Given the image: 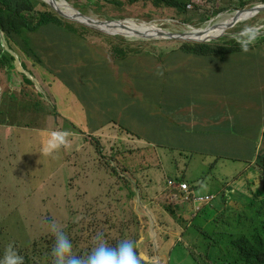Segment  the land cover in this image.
<instances>
[{"label":"rangeland","instance_id":"374dc122","mask_svg":"<svg viewBox=\"0 0 264 264\" xmlns=\"http://www.w3.org/2000/svg\"><path fill=\"white\" fill-rule=\"evenodd\" d=\"M63 1L76 12L94 19L145 20L174 35L192 31L187 28L199 29L219 22L222 16H227L226 12L239 9L250 12L252 8L250 0H185L187 4L183 14L174 8L156 7L144 1L134 4L104 1L101 5L91 0ZM32 2L38 11L47 10L60 15L74 23V28L63 22L57 40H51L48 31L30 32L38 43L41 36L40 45L35 47L38 55L27 51L22 42L9 40L6 32L0 31V51L13 56L11 60L4 59L0 66V94L6 86L9 90L7 94H17L13 97L16 107L30 98L41 105L30 117L25 111H20L17 120H28L36 127L44 125L46 130L68 131L72 147L67 151L74 154L73 139L76 134L59 112L57 117H53L55 111H52V107L44 106L41 97L56 103L58 110L66 111L68 121L86 130L93 127L92 122L78 105L72 104L70 99L66 100L70 88L79 87L89 106H103L104 102H112L116 98L114 103L122 104L125 109L116 110L119 105L114 106L115 117L108 124L123 128L133 138L145 136L153 139V128L157 125L164 139L153 140L159 145L169 144L165 138L169 137L170 127L174 126L184 146L179 150L170 146L157 149L164 152V148H169L171 156L180 153L181 158H171L170 155L156 158V153H153L136 159L135 164L138 166L155 159L174 169L188 166V194H170L165 189L166 185L159 186V177L150 173L123 178L113 173L112 190L105 196L97 193L60 195L54 187L47 185L52 175L59 172L63 158L58 157L59 151L52 156L43 155L37 147L41 138L39 130L32 129L28 140L35 144V150L20 147V151H23L20 154L10 137V130L0 123V258H3L9 244L16 252L23 249L31 251L35 246L50 249L55 240L50 225L55 223L67 234L73 250L82 256L88 255L95 246L97 233H102L108 245L115 247L122 240L121 235L116 234L112 239L109 233L123 230V238L139 233L137 243L143 248L156 246L160 251V264H195L190 256L200 255L209 264H229L215 247L206 250L203 246L213 242L224 244L223 240L236 237V221L248 219L251 201L258 199L257 202L261 204L264 200L262 195L255 194L259 188L256 172L260 180L264 177V129H261L264 114L255 111L261 99L252 74L249 77L243 74L244 70L254 66L261 78L264 72V33L250 46L248 53L241 52L234 39V35L246 24H264V12L238 19L216 39L193 42L110 34L60 14L45 0ZM77 40L84 41L88 47L94 59L95 67L92 69L96 73L108 68L113 71V78L106 81H116L123 91V97L113 90H106L89 74L87 63L69 59L76 52L80 56L81 49H74ZM56 44L61 46L57 47ZM67 44L73 49H68ZM199 44L207 48L202 51L203 57L193 53ZM220 47L226 48L227 54L220 53L217 50ZM118 50H122V53ZM121 55L128 57L120 61L118 56ZM210 57L220 60L226 57L222 63L224 67L231 60H236L231 72L237 76L232 83L225 82L219 89V60ZM6 64H9V71ZM158 68L163 75L156 74ZM60 72L70 81L60 79ZM261 91L264 93V82ZM96 96L99 100L93 99ZM250 113L252 117L249 119L247 115ZM140 125L146 127L144 132L138 129ZM218 132L234 135L235 140H241L248 146L224 145V142L238 141H223L218 137ZM199 134L204 135L202 140L198 139ZM78 156L83 158L81 152H78ZM21 157H38L44 165L35 171V175H29L23 171ZM256 158H259L258 162ZM197 159H203V162H196ZM159 165L157 167L162 170L163 167ZM53 179L59 181L60 177ZM162 181L165 182V178ZM201 181L207 185L206 190L200 188ZM148 182L153 184L151 191L146 190ZM131 184L145 188L146 198L141 201L143 209L139 208L137 194L130 196L132 207L127 204L128 194L121 193ZM190 194L209 195L212 198L209 204L195 210L190 204ZM88 200H92V203ZM59 202H62L61 208ZM1 211H6L8 222ZM111 212L116 217H108ZM87 228H90V236L83 234L82 230ZM108 229H111L109 233ZM149 259L148 264H157L155 258L154 261ZM28 264L38 263L32 258Z\"/></svg>","mask_w":264,"mask_h":264},{"label":"trees","instance_id":"16d2710c","mask_svg":"<svg viewBox=\"0 0 264 264\" xmlns=\"http://www.w3.org/2000/svg\"><path fill=\"white\" fill-rule=\"evenodd\" d=\"M100 0H91L94 4L104 3V1H116L118 3L128 2V4H134L140 1L144 2H151L156 7H169L174 8L178 10L179 12H183L185 14V6L186 1L185 0H103L99 2ZM99 2V3H98ZM27 4V5H26ZM242 5V4H241ZM218 8H221L219 6ZM208 13V12H207ZM64 23L70 24L71 27L74 28V23L65 20L60 15L56 16L51 11H38L34 5V2L32 0H0V31L6 32L7 38L9 40H17L22 42L24 45L23 47L29 51L33 52L35 55H38L35 51V47L40 45V38L38 37L39 43L35 40L32 34L30 32L41 30V31H48L50 32V38L51 40H57V34L59 33V29L61 25ZM37 33V32H36ZM1 40V35H0ZM68 41L69 39L66 38ZM81 44H83V47H81ZM57 47H60L61 44H56ZM67 48L72 50L73 47L69 44H67ZM74 49L78 51V49H81L80 56H78L77 52L76 55H70L69 59L74 61L75 59L81 60L88 65L87 72L89 74H92L99 83L103 85V87L107 90H112V82H107V78H113V71H111L109 68L106 71H103L100 73L99 71L96 73L94 69V59L92 54L90 53L88 47L82 40H77L74 42ZM204 49H207L204 44H199L196 50H193V53L197 55L198 57L205 56L202 52ZM217 50L222 53L228 51L224 47H220ZM122 53V50H118ZM1 52V51H0ZM227 54V52L225 53ZM12 55L10 53L3 54L2 57H0V66L4 63V59H12ZM128 55H121L118 56V59L121 61L125 58H127ZM226 57H222V60L216 58L219 60V66H218V72L222 73L220 74L219 81H218V87L219 89L222 88V84L225 82L232 83L233 80L229 78L228 75H231L236 78L237 74H232L231 71H234L236 65V60L234 63H232L233 60L229 62V64L224 67L223 61ZM10 64V63H9ZM9 64H6L8 66ZM102 67V66H101ZM103 69V67H102ZM225 71V72H224ZM244 76L249 77L251 74H253V71L248 68L243 71ZM261 79L264 82V72L261 73ZM2 81V80H0ZM9 91V90H7ZM15 92V91H14ZM91 92V91H89ZM88 92V93H89ZM163 92V91H162ZM221 92V91H220ZM75 96L76 98L83 95V93L80 92L79 87L72 86L70 90L67 92L66 100L70 99V96ZM17 94H7L6 90L2 95V104L0 106V122L2 124H7L10 122L16 123L18 126H31L32 123H30L28 120L26 121H18V114L20 111H25L28 117H30L41 105L39 103H36L33 99L30 98V100L26 103L21 104L19 107H16L13 103V97ZM42 98V103L47 108L52 107V111L54 112L53 117H57V112H59L62 116L63 121L65 123H68V117L66 114V111L58 110V105L56 103H53L49 100H46L44 97ZM261 101L264 103V93H261L260 95ZM51 110V109H49ZM9 118V120H8ZM264 135V133H263ZM241 147L248 146L247 143L241 141ZM78 150L75 151V153L78 156ZM62 153V152H61ZM74 153V154H75ZM59 156V155H58ZM259 158H256V162H258ZM21 163L23 165V171L29 175H35V171H37L38 168L42 167L44 165V162L41 161L38 157H21ZM256 179L258 181L259 188L256 190L255 194L256 196L262 195L264 198V177L262 180H260V177L258 173L256 172ZM112 188L108 189L105 194H98L101 196H105L110 192ZM176 191V189H172L171 192ZM258 199H253L251 203L249 204V208L251 211H249L248 219L244 220H237L236 221V229L237 235L234 238H227L223 240L224 244H221L219 242H213V243H207L204 247V249L208 250L212 247H215L217 251L227 258L229 264H264V200L259 204L257 202ZM89 203H92V200H88ZM56 203V201H55ZM54 203V204H55ZM62 202H59V206L61 208ZM52 204V205H54ZM64 205H66V202H64ZM108 217L114 218L116 217V214L114 212H111L108 214ZM123 225V223H122ZM246 230V231H245ZM83 234L90 236V228L83 229ZM111 229H108L107 233H109ZM121 235V239H129L131 241L135 242V245L137 241L140 238V234L138 233L135 236H128L124 237L125 231L123 230H112L109 235H111L110 238H114L115 235ZM192 261H194L195 264H209L206 259L200 255V256H190ZM162 260H165L164 258H161ZM213 264V263H212Z\"/></svg>","mask_w":264,"mask_h":264},{"label":"clouds","instance_id":"9594fccd","mask_svg":"<svg viewBox=\"0 0 264 264\" xmlns=\"http://www.w3.org/2000/svg\"><path fill=\"white\" fill-rule=\"evenodd\" d=\"M62 1L63 0L61 1L48 0L46 2L49 3L53 9L58 11L60 9L58 2H62ZM250 2H252L251 4L252 8L255 7L259 8L264 6V0H250ZM239 10H244V9H239ZM234 11L237 10H233L232 12ZM232 12L229 11L226 12V14L229 15ZM250 12H253L254 13L253 16H254L259 12H264V10L261 11L251 10ZM76 13L77 12L75 11V13H71V14H76ZM204 28H206V26ZM262 33H264V24H256V25L246 24L238 33L234 35V39L239 45L241 52L248 53L250 51V46L255 44L258 37ZM0 35L2 37L1 32ZM2 55H3L2 52H0V57H2ZM209 59L217 60L215 57H210ZM7 71H9V67H7ZM156 74L163 75V72L158 68ZM58 76L60 79L64 81L67 82L70 81L68 78H66V76L63 75L62 72H60ZM112 88H113L112 90L118 93L120 97H123V91L121 90V87L116 83V81L112 83ZM7 89L8 87L5 86L3 92L0 94V106L2 104L1 95H3V93L5 92V90L7 91ZM93 99L99 100L98 97H93ZM115 99L112 102H104L103 106H89L83 96L77 98L79 107L84 112L85 117L87 116L91 120L93 125L91 129L86 130L79 127V125H74L71 120H69L67 123L70 129H72L73 133L76 134V138H81V137L83 138L82 147H83V142H85L84 149L82 148L79 149V152H81L83 157L82 159L84 162H93L96 165H104L109 161V158H111V155L106 150H104L98 142V136L95 130L96 126L92 120V115L102 108L110 107L111 112L109 113V118L110 121L113 120V117H115L113 115L114 106L119 105V107H117L116 110L125 109L122 104H115L114 103ZM83 122L85 121L83 120ZM35 127L36 126L33 124V129L39 130L38 132L41 138H42V134H46L47 132H50L48 133L47 138L43 142L41 147V152L43 155L52 156L54 153L58 152L62 148L65 150L71 149L72 145L69 140L70 133L68 131L46 130L44 129V125L41 127H36V128ZM117 127L123 130V128L119 126ZM129 136L137 141L149 142L151 140L149 138H146L145 136H143V138L141 139L133 138L130 134ZM166 139L167 138H165V140ZM262 140H264V135ZM165 145H166L165 147L168 146L172 147L170 141L169 144H165ZM151 147H152L151 145H146V148L148 149ZM164 154L166 156L168 155L171 156L170 149L164 148ZM171 158H173V156H171ZM137 159H141V158H137ZM157 164H160L159 167H163V169L160 170V168L157 167ZM173 170L174 168L165 166L163 165L162 162L153 159L145 163H140L138 164V166L136 165V172L134 174L139 175L141 173H144V171H149L153 174H157L159 175L158 177L160 180L159 186L166 185L165 189L169 190L170 194H174L175 192H178L177 186L180 183H186L187 185L188 183L185 180L181 179V174L179 175L171 174ZM120 172L121 169L118 168L116 164H113L110 173L112 175L113 173H117L119 177L123 178L120 175ZM163 178H165V182L162 181ZM74 180L75 178L74 176H72L71 179L68 178L60 179L58 183L59 184L67 183V182L72 183L75 182ZM199 184L202 190H206L207 185L205 184V182L201 181L199 182ZM172 189H176V191L171 192ZM197 196H209V195H197ZM209 202L207 204H209ZM190 204L193 203L190 201ZM192 207L194 208V205ZM1 214L3 215L6 222H8L7 219L9 218L6 215L7 214L6 211L5 212L1 211ZM25 217L24 218L20 217V218L25 219ZM50 231L55 238L54 243L50 249L47 248V250H45L39 246H35L31 251L29 249H23L20 252H16L13 245L9 244L5 249L3 258H0V264H28L29 262H31L32 258L36 260L38 264H148L150 262L149 258H151L152 260L155 258L158 261H154V260L153 261L156 262L157 264H160L159 262L160 251L156 246L153 247L152 249H148L147 247L143 248L138 243H136L135 245L134 241H131L129 239H123L119 241L115 247H112L109 246L108 243L105 241L104 239L105 236L102 233H97L95 237L96 240L95 246L92 248V250L88 255L82 256L78 251L73 250V245L69 240L67 234L61 228H59L55 223L50 225Z\"/></svg>","mask_w":264,"mask_h":264},{"label":"crops","instance_id":"0c3cea01","mask_svg":"<svg viewBox=\"0 0 264 264\" xmlns=\"http://www.w3.org/2000/svg\"><path fill=\"white\" fill-rule=\"evenodd\" d=\"M235 60L232 61L234 63ZM204 66V64H203ZM202 66V67H203ZM219 66V61H218ZM217 66V67H218ZM201 67V68H202ZM251 69V68H250ZM253 71V78L255 80V88L258 91L259 96L262 91L263 81L257 73V70L254 68L251 69ZM222 73H219V75ZM232 80L234 77L228 75ZM73 96V95H72ZM70 96L71 103L74 105H78V100L75 96ZM97 97V96H96ZM74 99V100H73ZM172 105V104H171ZM256 112H260L264 114V103L261 101L260 104L255 109ZM111 112L110 107H105L92 115V120L96 126L95 130L98 136V142L102 146L104 150H106L110 155L109 161L104 165H96L93 162H84L82 158H79L77 154H71L67 150L63 149L62 153L59 150V156L63 157L62 162L59 167V172L53 174L47 185L54 187L55 190L59 191L63 195H71V194H105L108 189L111 187V183L113 180V175L110 173L112 164H116L118 168L121 169L120 175L122 177L132 175L136 172V164L135 161L137 158H143L146 155H150L156 153V158H167L162 150H158V147H165V144L159 145L156 143V139L163 140V135L159 126H155L153 128V139L149 142L146 141H137L132 139L129 134H126L122 129H119L117 126L111 127L108 122L110 121L109 113ZM247 117L249 119L252 117V113L248 114ZM9 120V118H8ZM1 123V122H0ZM10 130V137L12 138L14 145L16 146L18 152L21 154L23 151H20V147L24 148H33L35 144L32 141L28 140L30 136V131L33 129V124L31 126H18L16 123L10 122L7 124H3ZM138 129H142L141 131H145V126H138ZM264 129V125L261 127ZM222 129L219 130L221 132ZM218 137L223 141H238V142H224V145L227 146H235L241 147V140H235L234 135L230 134H219ZM42 134L41 140H39L37 147L41 149L43 142L46 140L47 135ZM148 138V137H146ZM152 138V137H151ZM204 138L203 134L198 135V139L202 140ZM169 140L171 146L173 148H180L184 146V142H181L178 132L175 130L172 125L169 130V137L166 139ZM83 138H74V151H77L82 148ZM184 141V140H182ZM146 145H151V148H146ZM87 146V144H86ZM35 150V149H34ZM173 158H181V154L178 156H173ZM196 162H203V159H197ZM134 170V171H132ZM144 173H150L154 176H159L157 174H153L149 171H144ZM171 174L175 175H183L182 179L186 181L187 176L190 175V168L188 166L180 169H174ZM55 176H59L60 179L68 178L71 179L72 176L76 179L75 182L72 183H62L59 184L58 180L53 179ZM187 182V181H186ZM69 183V185H68ZM145 189V188H144ZM140 188L138 184H131L124 189H122L121 193L128 194L127 204L133 207V200L130 197L133 195L134 197L139 196L140 204L139 208L143 209L144 204L141 202L145 201L146 193L145 190ZM153 189V184L148 182L147 191H151ZM141 192V197H140ZM134 199V198H133Z\"/></svg>","mask_w":264,"mask_h":264},{"label":"bare ground","instance_id":"6f19581e","mask_svg":"<svg viewBox=\"0 0 264 264\" xmlns=\"http://www.w3.org/2000/svg\"><path fill=\"white\" fill-rule=\"evenodd\" d=\"M58 4L61 8L66 9L68 12L75 13V9L65 5L64 1L58 2ZM253 14H254L253 12H249L247 10H244V12L240 14L238 13V11H234L230 15L222 16V19L219 21V23L214 25H207L205 30L202 29L205 27V25L199 29L186 27L187 29H191L192 32H189L188 35L185 36V39H188L189 41H193V42L208 41L211 38L222 35L224 29L227 27L224 24L230 22L232 18L234 17H236V19H240L242 17L247 18V17H252ZM105 28L107 30L105 32L107 33H111L115 35L120 34V35H124L127 38L138 37V36H133L136 35V32L149 33L152 31H156L157 29L155 26L150 25V23L145 20H121L120 24H117L115 27L113 28L105 27Z\"/></svg>","mask_w":264,"mask_h":264},{"label":"water","instance_id":"95a60500","mask_svg":"<svg viewBox=\"0 0 264 264\" xmlns=\"http://www.w3.org/2000/svg\"><path fill=\"white\" fill-rule=\"evenodd\" d=\"M65 5L69 6L66 2H64ZM245 10V9H244ZM244 10H237L238 13H242L244 12ZM250 10H256V11H261V10H264V6L263 7H255V8H251ZM58 12L66 17H69L71 19H74V20H80V21H83L85 22L86 24L88 25H91L93 27H96L102 31H107L105 27H108V28H113L115 27L117 24H120V21L121 19H94V18H91V17H88V16H85L83 15L82 13H80L79 11H77L76 14H67L66 12L62 11V8L60 7V9L58 10ZM232 14V13H230ZM229 14V15H230ZM238 21V19H236V17L232 18L230 22H227L226 25L227 27H231L233 24H235L236 22ZM219 22H216L214 24H217ZM212 24V25H214ZM152 25V24H151ZM155 26V25H153ZM157 29L156 31H152V32H149V33H140V32H136V35H133V36H138L139 38H169V39H185V36L188 35L189 32H184L182 35H174V34H171L170 32L168 31H165V30H161L160 28H158L157 26H155ZM203 30H205V28H202ZM192 32V31H191ZM116 35H120V34H116ZM220 36H217V37H214V38H211V39H216ZM209 39V40H211ZM188 40V39H186Z\"/></svg>","mask_w":264,"mask_h":264},{"label":"built area","instance_id":"2783aa9c","mask_svg":"<svg viewBox=\"0 0 264 264\" xmlns=\"http://www.w3.org/2000/svg\"><path fill=\"white\" fill-rule=\"evenodd\" d=\"M178 192H175V194L179 193H187L188 194V185L186 183H180L177 186ZM190 201L193 203L194 208L198 210L199 208H202L204 205H206L210 200L211 196H197L194 194H190L189 196Z\"/></svg>","mask_w":264,"mask_h":264}]
</instances>
